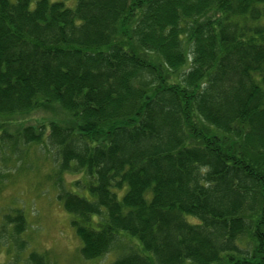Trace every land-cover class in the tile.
I'll use <instances>...</instances> for the list:
<instances>
[{
    "label": "trees",
    "instance_id": "obj_1",
    "mask_svg": "<svg viewBox=\"0 0 264 264\" xmlns=\"http://www.w3.org/2000/svg\"><path fill=\"white\" fill-rule=\"evenodd\" d=\"M44 106L0 145L45 137L83 261L264 264V0H0V122Z\"/></svg>",
    "mask_w": 264,
    "mask_h": 264
},
{
    "label": "rangeland",
    "instance_id": "obj_2",
    "mask_svg": "<svg viewBox=\"0 0 264 264\" xmlns=\"http://www.w3.org/2000/svg\"><path fill=\"white\" fill-rule=\"evenodd\" d=\"M51 121L69 126L74 120L57 107L44 106L31 114L1 121L0 134L16 136L24 128H37ZM44 141L45 137L39 144L20 141L15 145L16 149H13L14 144L11 149L7 142L5 148L0 145V228L2 216L20 208L25 224L21 239L27 250L43 256L46 264H108L110 256L94 261L82 260L70 216L58 200V162L54 151L45 148ZM60 178L67 189L78 192L71 185L82 176L65 173ZM6 228L7 233L0 238V264H21L25 253L19 254L16 260L13 258L10 228Z\"/></svg>",
    "mask_w": 264,
    "mask_h": 264
}]
</instances>
